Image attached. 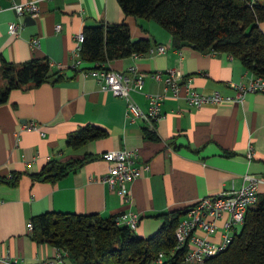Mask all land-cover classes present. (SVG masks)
<instances>
[{
  "label": "crops",
  "instance_id": "0c3cea01",
  "mask_svg": "<svg viewBox=\"0 0 264 264\" xmlns=\"http://www.w3.org/2000/svg\"><path fill=\"white\" fill-rule=\"evenodd\" d=\"M14 1L27 0H0V57L15 63L46 57L52 69L66 77L14 88L9 100L0 104V175L22 173L16 185L0 182V252L18 255L20 264L53 259L55 246L34 241L29 227L32 217L45 211L102 216L137 211L141 220L135 232L148 237L159 229L162 213L240 187L245 173L263 179L258 195L264 196V92H248L243 101L199 107L190 105L184 93L177 98L167 96L162 102L165 115L152 138L146 133L149 127L144 119L128 117L123 98L101 89L97 77L81 69L95 63L74 67L72 52L84 26L100 22L125 21L132 37L147 36L151 47L167 45L163 53L147 51L105 63L115 70L135 65L145 73L143 83L131 91L144 110L149 107L148 95L164 90V82L151 73L170 68H180L191 76L200 91L236 96L231 83L251 74L239 58L227 52L199 51L192 45L177 47L170 31L166 29V33L153 19L126 16L118 0H35L38 13L21 16L12 8ZM14 21L22 23L16 35L9 32ZM33 37L39 38L38 47L32 46ZM4 85L0 76V87ZM25 119L38 122L40 130L21 129ZM88 123L106 129L107 136L70 147L68 135ZM250 144L252 158L248 157ZM121 148L137 149L139 163L150 165L129 184L127 200L101 181L109 166L101 153ZM89 155L91 159L56 182L29 175L51 159L67 161ZM228 217L227 212L219 217L217 231L208 235L211 240L222 239ZM198 233L206 235L202 230ZM55 264L76 263L66 257Z\"/></svg>",
  "mask_w": 264,
  "mask_h": 264
},
{
  "label": "trees",
  "instance_id": "16d2710c",
  "mask_svg": "<svg viewBox=\"0 0 264 264\" xmlns=\"http://www.w3.org/2000/svg\"><path fill=\"white\" fill-rule=\"evenodd\" d=\"M126 16L153 19L171 32L173 44L181 47L188 41L199 51L227 52L239 58L257 75H264V0H118ZM81 47L83 62H108L112 59L145 53L151 47L147 36L132 41L125 22H100L85 25ZM0 104L9 100L11 90L24 85L39 86L66 77L53 70L51 61L33 57L21 63L0 57ZM155 138V131L146 130ZM101 126L88 123L68 135V145L78 148L84 143L107 136ZM83 159L49 160L43 168L29 175L36 180L56 182L79 168ZM21 172L0 175V182L16 185ZM188 206L162 213L159 229L148 237L138 235L127 225L117 223L121 214L45 211L32 217L31 237L37 243H49L68 250L76 264H150L164 252L161 264H180L189 245L177 246L175 230ZM206 264H264V196L249 208L244 222L236 228L226 249L209 257Z\"/></svg>",
  "mask_w": 264,
  "mask_h": 264
},
{
  "label": "built area",
  "instance_id": "2783aa9c",
  "mask_svg": "<svg viewBox=\"0 0 264 264\" xmlns=\"http://www.w3.org/2000/svg\"><path fill=\"white\" fill-rule=\"evenodd\" d=\"M12 8L21 16L24 14L35 15L39 11V6L35 0L22 2L14 1ZM22 27L21 22H11L9 32L18 34ZM60 29V25L56 26ZM85 39L83 31L76 36V45L73 49L74 67L83 64L80 51ZM32 46L38 47L40 41L38 37L31 39ZM168 46L158 44L157 47H150L149 52L155 50L159 53L167 51ZM133 53L132 55H137ZM106 62H96L100 68L87 70L95 75L100 83L101 89L112 91L114 95L123 98L126 102L127 115L131 120L144 119L149 127V131H155L157 122L164 117L162 112V102L167 96L184 97L190 105L199 107L204 104H218L224 101H243L248 92H264V75H257L251 72L246 80L232 82L231 85L237 90L236 96L224 95L219 91L204 92L195 88L192 84V77L185 76L180 68H170L168 70L155 71L151 76L158 81L164 82V90L161 93L148 95L149 107L142 109L132 97L131 91L135 90L143 83L145 73L138 70L135 65L129 66L126 70H115L105 66ZM52 65V63H51ZM21 129L40 130V124L34 120H29L21 125ZM252 145H249L248 157L252 158ZM101 158L108 163V172L101 177V181L106 183L111 190L119 193L124 200L129 198V184L139 177L144 169H149L148 163H139V153L137 149H108L101 153ZM11 176V175H10ZM263 179L251 173L243 175V184L240 187L233 186L229 190H222L216 194L207 195L200 198L191 205L180 219L175 230L177 246L182 247L186 243L189 250L180 264H206L209 257L223 251L232 241L236 228L243 224L247 210L259 201V188ZM229 217L224 222L225 232L219 241L211 240L208 235L217 231V220L224 213ZM141 215L137 211L122 212L117 217V223L127 225L136 230L139 226ZM33 228L32 222L29 224ZM202 230L206 235L198 233ZM56 254L53 259H44L38 264H55L62 262L69 257V252L63 247H55ZM164 252L160 251L156 259L150 264H161L164 262ZM0 264H20L19 256L9 251L0 252Z\"/></svg>",
  "mask_w": 264,
  "mask_h": 264
},
{
  "label": "water",
  "instance_id": "95a60500",
  "mask_svg": "<svg viewBox=\"0 0 264 264\" xmlns=\"http://www.w3.org/2000/svg\"><path fill=\"white\" fill-rule=\"evenodd\" d=\"M138 39H139V37H133V38H132V41H133V42H136ZM182 44H183V45H192V44H191L190 42H188V41H183ZM25 121H27V119H25Z\"/></svg>",
  "mask_w": 264,
  "mask_h": 264
},
{
  "label": "rangeland",
  "instance_id": "374dc122",
  "mask_svg": "<svg viewBox=\"0 0 264 264\" xmlns=\"http://www.w3.org/2000/svg\"><path fill=\"white\" fill-rule=\"evenodd\" d=\"M152 21H154V23H157L158 25H159V27H161V29H163L164 31H166V33H167V30L161 25V24H159L157 21H155V20H152ZM259 198H261V197H259Z\"/></svg>",
  "mask_w": 264,
  "mask_h": 264
}]
</instances>
